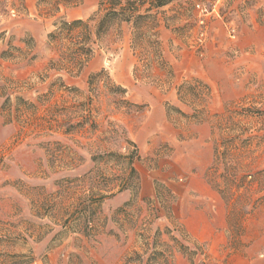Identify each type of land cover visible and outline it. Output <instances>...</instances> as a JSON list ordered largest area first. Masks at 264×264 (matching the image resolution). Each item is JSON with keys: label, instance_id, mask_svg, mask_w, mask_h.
<instances>
[{"label": "rangeland", "instance_id": "374dc122", "mask_svg": "<svg viewBox=\"0 0 264 264\" xmlns=\"http://www.w3.org/2000/svg\"><path fill=\"white\" fill-rule=\"evenodd\" d=\"M99 2L0 0V264H264V0H172L58 70Z\"/></svg>", "mask_w": 264, "mask_h": 264}, {"label": "trees", "instance_id": "16d2710c", "mask_svg": "<svg viewBox=\"0 0 264 264\" xmlns=\"http://www.w3.org/2000/svg\"><path fill=\"white\" fill-rule=\"evenodd\" d=\"M63 1L72 6H77L83 2V0ZM171 1L172 0H100L98 11L89 21L84 22L82 20H76L73 22H63L59 31L50 35L51 43L61 41V46L63 48L61 62L69 64L76 72H72L69 68L65 67H60L58 70L65 71L70 75H79L94 56V49L92 46L95 43H99L103 37L109 35L124 23L128 24L131 29L133 49L135 51L143 49L142 40L146 37L145 33L147 32L145 28L148 27L150 31L155 32L159 27V24H156V15L152 14V12L165 7ZM145 5H149V7L143 11ZM89 22H95V25L92 26ZM153 35L155 36V34ZM141 61H143V59H139V62ZM138 70L139 67L137 65L135 73H137ZM101 74L102 72L91 75L89 80L91 86ZM115 91H120L123 94L126 93L125 90L120 87H116ZM126 103L131 105L129 102ZM70 127L75 128L76 125L71 124ZM117 138L118 137L115 139V144L119 146V142L121 141ZM134 147L135 150L132 152L130 159L136 156L137 149L135 145ZM108 153L106 151H96L94 159L104 158ZM132 171L135 172L134 169H132Z\"/></svg>", "mask_w": 264, "mask_h": 264}, {"label": "crops", "instance_id": "0c3cea01", "mask_svg": "<svg viewBox=\"0 0 264 264\" xmlns=\"http://www.w3.org/2000/svg\"><path fill=\"white\" fill-rule=\"evenodd\" d=\"M27 5L29 8L30 16L33 15V5H32V0H27ZM15 22H17L15 20ZM24 31H29V32H35L36 28H39L41 26L39 21H36L31 18H25L24 20L21 19L19 24H18Z\"/></svg>", "mask_w": 264, "mask_h": 264}]
</instances>
